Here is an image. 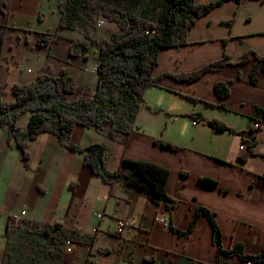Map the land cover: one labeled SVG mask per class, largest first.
<instances>
[{
  "label": "crops",
  "instance_id": "0c3cea01",
  "mask_svg": "<svg viewBox=\"0 0 264 264\" xmlns=\"http://www.w3.org/2000/svg\"><path fill=\"white\" fill-rule=\"evenodd\" d=\"M195 1L200 5L212 0ZM61 2L0 0V29L9 21L24 33L17 35L14 44L7 45L5 39L3 45L0 77L5 64L7 87L12 89L20 81L23 62L29 59L31 33L37 35L31 45L41 55V62L37 64L39 73L58 75L63 68L60 63L72 57L70 42L38 45L41 33L57 34ZM53 14L56 15L52 28H36L34 22L41 21L39 16L46 20L47 15ZM0 34L5 38L1 31ZM59 50L65 52L61 58ZM250 50L264 57V2L227 0L196 20L186 45L161 49L155 70L161 79L160 85L154 87L174 94V98L179 95L207 104L208 107L199 106L195 113L209 120L224 121L232 130L214 129L193 118L186 130L175 125L173 132L163 139L155 130L137 128V122L129 135L117 138H110L101 128H97L99 136L93 137L88 131L91 128L85 126H77L72 133L71 141L81 148L106 142L110 171L127 173L131 170L123 159L146 160L170 170L165 189L178 201L170 211L164 203L149 202L145 189L131 186L125 180L105 184L85 165L84 152H70L55 134L44 133L29 145L30 166L25 167L21 155L13 166L6 183L9 194L0 199V212L6 216L14 212L15 209L8 208V203L15 201L20 207L18 213L27 212L24 219L52 225L60 222L69 230L95 233L93 245L72 243L70 253L65 246L62 264H86L89 260L93 264H215L218 249L213 243V228L206 214H200L189 234H179L170 227L172 224L175 229L186 231L201 206L217 214L224 248L242 244L245 253L262 252L264 75L253 83L251 61L221 65L192 82L166 76V73L191 72L226 56L229 61L236 62ZM225 80L231 81V93L221 98L214 87L216 82ZM31 83L33 81L26 84ZM3 97L6 102L15 101L14 94L7 99ZM174 100L178 102L171 99ZM143 112L141 109L137 121L145 118ZM9 135L8 126L0 127V174L6 166L8 150L13 148ZM155 140L176 144L182 150H168ZM249 142L255 143L254 154L241 162L238 159L243 151L241 145ZM204 178L215 183L207 184ZM122 219L128 220L130 226L119 230L118 221ZM3 258L5 250L0 248V264ZM229 260L232 264H264L251 263L237 256Z\"/></svg>",
  "mask_w": 264,
  "mask_h": 264
},
{
  "label": "trees",
  "instance_id": "16d2710c",
  "mask_svg": "<svg viewBox=\"0 0 264 264\" xmlns=\"http://www.w3.org/2000/svg\"><path fill=\"white\" fill-rule=\"evenodd\" d=\"M144 1L146 0L62 1L59 5L61 12L59 28L74 30L82 28L89 39V42L72 41L69 45L70 55L88 58L90 45H96L99 52L96 67L97 90L89 97L80 96L72 101L69 100V95L75 93L77 88L72 74L67 69H62L54 76L40 73L31 84L16 82L12 89L15 96V101L12 103L4 100L3 91L0 89V127H9V138H13L21 149V158L26 168L30 166L31 141L44 133H53L59 143L67 147L70 152H84L85 165L90 167L95 175L100 176L105 184L113 185L125 180L131 186L145 189L149 202L164 203L165 208L170 211L178 202L169 196L165 189L170 170L146 160L123 159V163L130 166L131 170L127 173L110 171L107 166V143H93L81 148L71 141L72 133L77 126L101 128L108 132L110 138L129 135L134 130L139 109L144 104L147 87L160 85L161 76L156 75L155 70L161 49L186 45L188 33L196 20L227 0H212L200 5L195 0H152L160 7L159 15L154 18L150 14L137 12ZM233 1L240 3L242 0ZM100 13L119 27L118 31L113 32L105 40L94 38L88 32L94 25L95 17ZM56 40V35L41 33L38 45L44 47ZM4 42L5 38L0 34V69ZM251 61L253 64L251 80L255 83L261 75H264V57L253 50L245 52L236 62L229 61L226 56L221 61L210 62L197 70L187 73H166V76L182 82H192L198 80L208 70L217 69L221 65L245 64ZM230 83L231 81L226 80L216 82L214 88L219 97L226 98L230 95ZM23 112L32 113L26 129L16 125V120ZM191 116L196 121H204L211 128L232 130L224 121L209 120L194 112ZM155 141L168 150L177 152L181 150L176 144L162 140ZM254 144V142L247 143L238 158L239 161L243 162L254 154ZM203 181L207 184L215 183L207 178ZM201 213L206 214L213 228V243L218 249L215 264H232L229 260L232 256L251 263L264 262V248L256 255L245 253L242 244L224 248L217 214L204 206L197 208L186 231H179L172 224L170 227L179 234H189L194 230ZM23 221L26 228L20 225L15 227L9 219L6 227L8 243L2 264H16L9 246L12 235L17 233L15 230L20 231L19 236L26 238L30 245L39 248L43 257L51 260V264L63 263L65 246L68 242L88 245H93L95 242V233L83 234L78 230H69L60 222L52 225L28 219ZM40 227L43 229H39ZM106 252H109V249H106ZM33 258L32 262L36 264V259L34 256ZM86 264L93 262L89 260Z\"/></svg>",
  "mask_w": 264,
  "mask_h": 264
},
{
  "label": "rangeland",
  "instance_id": "374dc122",
  "mask_svg": "<svg viewBox=\"0 0 264 264\" xmlns=\"http://www.w3.org/2000/svg\"><path fill=\"white\" fill-rule=\"evenodd\" d=\"M59 1H64V0H59ZM41 5L42 8L46 11L47 9L44 2H42ZM137 12L142 14H150L151 17L153 16L152 18H154L155 16L159 15L160 7L157 4H155L154 1L146 0L142 2L140 7L137 9ZM54 15L56 14L50 16L47 15L46 20H44L43 17L40 16L39 19L41 21L38 22L35 20L34 25H36V28L38 27L52 28V25L54 24L55 21ZM101 21L103 23H101ZM15 27H16L15 25L7 21L5 23V26L0 29V31L5 35V39L7 41L6 44L9 46L17 41L18 34L21 33L22 35H24V33L18 31V28ZM118 30L119 27L118 25H116V23L108 21V19L105 18L104 14L100 13L95 17L94 25L90 30H88V32L89 35L94 38L105 40L109 38V36L113 32H116ZM56 32L57 34H54L57 37L56 41L61 42L62 44H66L67 42L71 43L72 41L74 42L76 40L89 42V39L85 36L86 31L82 28H80L79 30L60 29L58 24V28L56 29ZM49 33L50 32L45 34H49ZM36 36L37 35H35L34 33L30 34L31 43L29 44V46L31 48H29L27 53L29 59H27V61L25 59L23 62L21 68L22 74L20 76L19 83H27V81L34 82L37 79L38 74H40L38 71L37 64L41 62V55H39L38 51H36L32 46L33 45L32 43H35ZM62 44H60V46ZM95 46L96 45H90L88 58H85L83 56H76V57L72 56L69 59H66L60 63L63 66L62 69H67L72 74V77L74 78L76 83L77 90L75 91V93L69 95V100L71 101L80 96L89 97V95L93 94L97 90L98 74L95 71V68L97 67V63L99 61V52ZM6 51L8 52V49H6ZM54 51L57 50L55 49ZM61 52H62L61 50L58 51L59 58H61V56L64 55L65 53L62 52L61 54ZM4 67L5 69H3L0 77V89L3 91V96H5V99H7L9 95L11 96L13 94L12 92L13 87L11 89L10 87H7L5 85L7 82L6 79L7 69L5 64ZM27 76H29V78ZM173 95L174 94L164 92L161 89H158L154 86L147 87L144 94V104L141 107L142 112L144 111L143 112L144 114L141 115L144 116L145 118H141V122L136 120L137 122L136 127L141 128L142 126L141 128L142 131L145 128L147 131L155 130L156 133H159L158 135L163 139L165 138L166 134L173 132V127L175 125L177 126L178 129L186 130L189 126L188 122L192 121L193 119L191 113L192 112L195 113V111H198L199 106L203 105V107H208L207 104L203 102L199 103V101H195L186 97H180L179 95H175L176 98H174ZM171 99H177L178 102H176V100L171 101ZM141 109H139V112L141 111ZM31 114H32L31 112H26V113L23 112L16 120V125L19 126L20 128L26 129ZM88 131L93 137L99 136L98 133L99 129L97 128H91L88 129ZM10 139L13 140V148L8 150V155L6 156L7 162L5 161L6 166L4 167L2 173L0 174V199H2L4 196H7L9 194V190L8 187L6 186V183L10 179L13 166H15L19 156L21 155L20 153L21 149L18 147L15 140L13 138ZM14 203L15 201H13L10 204L8 203L9 206L8 208L15 209L14 212L9 213V215L7 216L6 214H2V212H0V248L3 250H6L8 243L6 224H8L9 219H12V225H14L15 227H18L20 225L22 228H24L26 226L25 222L23 221V219L26 217H22V218L18 217L17 208L20 207H17ZM39 229H43V227H40ZM15 231H17V233L15 235H12L11 239L9 240L10 242L9 246L11 247V252L13 254V261L16 264H34L32 262V259H34L33 256L36 259V264H51V260L43 257V253L39 248L30 245L26 238L21 237L22 235L19 236L21 234L20 231L19 232L18 230Z\"/></svg>",
  "mask_w": 264,
  "mask_h": 264
},
{
  "label": "built area",
  "instance_id": "2783aa9c",
  "mask_svg": "<svg viewBox=\"0 0 264 264\" xmlns=\"http://www.w3.org/2000/svg\"><path fill=\"white\" fill-rule=\"evenodd\" d=\"M101 23H103V22L101 21ZM246 146H247L246 143L242 144V145H241V149L244 150V149L246 148ZM26 213H27V212H26L25 210H23L22 212H19V213H18V217H19V218H20V217L22 218V217H24V216L26 215ZM98 217H100V215H98ZM128 226H130L128 220H124V219H122V220H119V221H118V229H119V230H123L124 228H126V227H128ZM70 245H72L71 242H68V244L66 245V251L69 252V253L72 251Z\"/></svg>",
  "mask_w": 264,
  "mask_h": 264
}]
</instances>
